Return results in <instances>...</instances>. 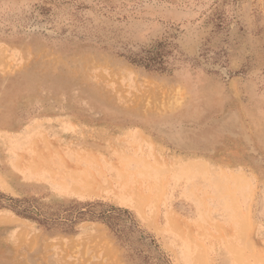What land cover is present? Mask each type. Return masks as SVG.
Returning <instances> with one entry per match:
<instances>
[{
    "label": "rangeland",
    "instance_id": "obj_1",
    "mask_svg": "<svg viewBox=\"0 0 264 264\" xmlns=\"http://www.w3.org/2000/svg\"><path fill=\"white\" fill-rule=\"evenodd\" d=\"M0 193V264H264V0H0Z\"/></svg>",
    "mask_w": 264,
    "mask_h": 264
},
{
    "label": "trees",
    "instance_id": "obj_2",
    "mask_svg": "<svg viewBox=\"0 0 264 264\" xmlns=\"http://www.w3.org/2000/svg\"><path fill=\"white\" fill-rule=\"evenodd\" d=\"M1 195H2V193H0V197H1ZM11 199L13 201H15V202H18V203H22L23 202L20 199H14V198H11ZM0 205H1V202H0ZM16 205L17 204H15L14 207H16V208L21 207V206L17 207ZM18 209H20V208H18ZM34 209L35 208L31 207L30 205L29 206L25 205L22 209H20V213L23 214L26 217H31V218H34L33 214H37V215H41L42 214L40 210H38L39 212H36ZM120 211L126 212L127 210H121L120 209ZM101 214L103 215L102 218L104 217L106 223L109 224L110 226L113 227V226L118 225V218L119 217H118V215L113 214V209L108 210L106 212H102ZM36 219H38V218H36Z\"/></svg>",
    "mask_w": 264,
    "mask_h": 264
}]
</instances>
